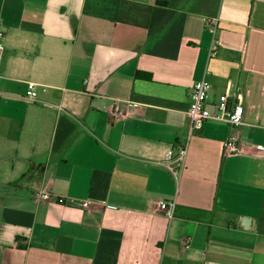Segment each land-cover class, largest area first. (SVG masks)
<instances>
[{
    "label": "crops",
    "instance_id": "obj_1",
    "mask_svg": "<svg viewBox=\"0 0 264 264\" xmlns=\"http://www.w3.org/2000/svg\"><path fill=\"white\" fill-rule=\"evenodd\" d=\"M0 21V264H264V0H0ZM202 79L243 91L245 124L190 132Z\"/></svg>",
    "mask_w": 264,
    "mask_h": 264
},
{
    "label": "built area",
    "instance_id": "obj_2",
    "mask_svg": "<svg viewBox=\"0 0 264 264\" xmlns=\"http://www.w3.org/2000/svg\"><path fill=\"white\" fill-rule=\"evenodd\" d=\"M217 19H209L206 22V28L213 34L217 30ZM215 43V38H214ZM212 45L210 53L213 54L216 50V44ZM4 52V28L0 21V68ZM1 79V73H0ZM211 84L202 79L195 82L192 91L189 96V105L186 110V115L190 121V132H197L202 129L204 122L208 120L223 122L230 129H235L244 122V93L239 87L229 88L224 93H221L215 101H210ZM37 92L35 90V84L29 83L28 90L26 92V98L29 100H35ZM137 106V103L129 100L114 99L112 103L111 115L116 117H124L128 109H132ZM241 146L238 143L235 136H230L224 144V155L230 156L239 154L241 152ZM185 147H182L178 154H175L173 149H169L166 152L163 164L166 165L170 174L177 179L184 166ZM40 200L49 201L51 197L42 193L39 195ZM101 204L98 200L86 199L81 202V206L92 207L94 205ZM158 208L168 217H172L175 203L174 201H158ZM182 244L187 247V241L183 240Z\"/></svg>",
    "mask_w": 264,
    "mask_h": 264
},
{
    "label": "trees",
    "instance_id": "obj_3",
    "mask_svg": "<svg viewBox=\"0 0 264 264\" xmlns=\"http://www.w3.org/2000/svg\"><path fill=\"white\" fill-rule=\"evenodd\" d=\"M16 240H17V238H16Z\"/></svg>",
    "mask_w": 264,
    "mask_h": 264
}]
</instances>
